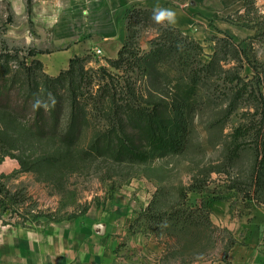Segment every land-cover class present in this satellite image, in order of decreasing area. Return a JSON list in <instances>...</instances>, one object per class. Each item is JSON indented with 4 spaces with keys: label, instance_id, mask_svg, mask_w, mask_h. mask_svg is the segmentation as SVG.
<instances>
[{
    "label": "rangeland",
    "instance_id": "obj_1",
    "mask_svg": "<svg viewBox=\"0 0 264 264\" xmlns=\"http://www.w3.org/2000/svg\"><path fill=\"white\" fill-rule=\"evenodd\" d=\"M207 1L212 8L200 7L193 33L167 23L156 24L151 7L131 6L130 21L127 11L118 17L127 44L124 57L129 61L117 67L109 59L118 57L97 53L100 38L118 31L110 24L108 2L0 0V103L6 106L0 107V196L5 202L0 212L5 224L44 226L101 213L116 193L143 179L156 181L157 191L150 204L154 202L160 210L177 204L190 185L214 193L234 188L240 197L264 203V167L256 132L264 97L249 83L255 73L248 63L255 58L256 65L264 70V0ZM166 33L181 40L180 46L186 45L191 57L157 68L146 67L144 56L166 40H162ZM88 42L91 48L81 55L87 57L85 81L76 75L78 65L76 74H65L70 67L57 75L46 71L42 59L71 44ZM186 54L178 50L176 55L163 56ZM191 68L196 71L192 75L200 80L197 91L202 97L189 116L190 134L183 152L143 163L118 162L111 155H85L96 136L110 125L111 98L116 90L121 92L131 83L139 102L150 100L149 94L151 100L171 96L181 85L182 74ZM60 74L61 82L49 83V78ZM237 76L243 84L237 85ZM262 76L264 79V73ZM48 85L65 98L77 95L86 112L83 132L74 146L58 137H37L29 127L33 111L24 110V101L32 89L44 97ZM238 88L247 89L234 103ZM10 107L28 117H17ZM69 113L68 99L64 126ZM184 197L192 210L203 199L198 191H188ZM150 204L132 224L135 242L127 237L120 241L119 264L217 260L228 249V234L214 225L188 229L179 239L158 238L142 218ZM177 231L171 230V234ZM151 236L164 244L162 253L157 245L149 244Z\"/></svg>",
    "mask_w": 264,
    "mask_h": 264
},
{
    "label": "crops",
    "instance_id": "obj_2",
    "mask_svg": "<svg viewBox=\"0 0 264 264\" xmlns=\"http://www.w3.org/2000/svg\"><path fill=\"white\" fill-rule=\"evenodd\" d=\"M103 2H108L111 11L110 24L118 29L112 36L103 35L98 42L102 56L108 58L119 56L125 36L119 29L118 17L133 5L171 9L176 13V23L171 26L190 33L201 15L200 7L212 8L207 0H99V4ZM86 48H91L89 42L71 44L41 61L50 75H57L68 69L71 60L81 56ZM156 185V181L147 179L133 182L116 193L101 213L44 226L5 224L0 212V264H119L120 241L127 237L132 244L135 242L132 224L150 204ZM222 189L220 193L203 190V199L199 198L211 210L212 224L228 234V249L220 259L185 264H264V203L242 198L234 188ZM149 241L157 245L159 253L165 250L164 244L152 236Z\"/></svg>",
    "mask_w": 264,
    "mask_h": 264
},
{
    "label": "trees",
    "instance_id": "obj_3",
    "mask_svg": "<svg viewBox=\"0 0 264 264\" xmlns=\"http://www.w3.org/2000/svg\"><path fill=\"white\" fill-rule=\"evenodd\" d=\"M126 14L130 21L131 8L127 10ZM167 35L162 38V40H166H163L164 42L158 48L152 49L144 56L146 67L157 68L171 60L177 62L178 58L182 59L184 57L186 61L191 57V51L186 45L180 46L181 40H177L169 36V34ZM237 45L235 46L238 47ZM126 46L127 44L123 45L118 58L109 59L113 65H117L118 67L120 64L129 61L128 58L124 57L126 55ZM198 48L202 49L201 46H198ZM178 50L184 52V54H188L186 56H163L171 55L173 52L176 55ZM245 53L247 55L246 51ZM254 59L248 60L255 73L252 81L249 83L264 97V93L262 92L264 83L262 74L264 70L263 68H259L261 67L260 65H256L257 62ZM86 60L87 57H74L70 62V68L65 74H72L73 72L76 74L75 65H78L76 75L85 81L87 79L84 65ZM214 62L211 63L212 67L215 66H213ZM193 72L196 73L193 68L187 69L182 74L183 76H181L180 80L182 83L178 90L171 94V96L169 94L167 96L163 95L162 98H158L157 100H151L153 97L152 94H149L150 100L139 102L136 98V89L131 83L124 86L125 89L120 90L121 92L116 90V94L114 92V96L111 98L110 125L105 131L100 132L96 136L86 150L85 155L87 157L111 155L118 162L143 163L155 157L183 152L189 140V116L192 115V112L199 105L202 97V94L197 91L200 80L196 79V74L192 75ZM236 78L240 81L237 85L244 83V80L240 76ZM62 79L63 74H60L56 78H49L48 81L49 83L53 82V84H56L61 82ZM52 85H48L49 87L46 93H44L45 96H42V98L40 92L33 89L27 95V100L24 101L26 105L24 110L33 111V119L28 121L29 127L37 137H58L62 143L74 146L79 141L83 132L87 118L86 112L82 111L77 95L65 98L64 94L60 90L55 89L54 86L52 87ZM244 87H246V84ZM238 89L239 91L235 95L234 103L244 96V91L247 88ZM118 94H120L119 97H117ZM50 97L55 99V103H52ZM37 99L46 102L47 108L43 106L33 108V104ZM68 99L70 100V113L64 126L63 120L66 114V102ZM4 107L2 106V108ZM10 108L17 117H28L25 114L21 115L18 113L15 108ZM259 120L260 123L256 128V132L257 138L261 141L262 159L260 160V164L264 167V103L260 108ZM203 190L202 186L190 185L183 192V197L180 201L166 210L155 208L153 206L154 202H152L148 209L143 212L142 218L149 223V228L154 231V234L158 238L176 237L179 239L181 238L180 235L188 229L211 228L213 226L211 210L207 207L206 203L204 201L198 202V206L195 210H192V204L187 201V197H184L188 191L202 192ZM4 204L5 202L0 196V206L2 207ZM171 230L173 232L178 230V234H176L177 232L175 233L176 235L171 234Z\"/></svg>",
    "mask_w": 264,
    "mask_h": 264
},
{
    "label": "clouds",
    "instance_id": "obj_4",
    "mask_svg": "<svg viewBox=\"0 0 264 264\" xmlns=\"http://www.w3.org/2000/svg\"><path fill=\"white\" fill-rule=\"evenodd\" d=\"M151 18L156 24L167 23L168 25H174L176 23V13L171 9L161 6H156L153 8ZM50 99L52 100V103H55L54 98L50 97ZM41 106L47 108L48 105L46 102H43L40 99H37L33 104V108H39Z\"/></svg>",
    "mask_w": 264,
    "mask_h": 264
},
{
    "label": "built area",
    "instance_id": "obj_5",
    "mask_svg": "<svg viewBox=\"0 0 264 264\" xmlns=\"http://www.w3.org/2000/svg\"><path fill=\"white\" fill-rule=\"evenodd\" d=\"M97 53L99 54V55H102V51L101 50H97Z\"/></svg>",
    "mask_w": 264,
    "mask_h": 264
}]
</instances>
